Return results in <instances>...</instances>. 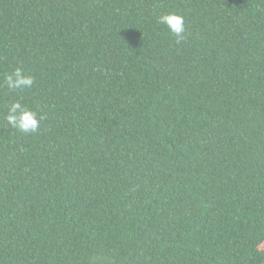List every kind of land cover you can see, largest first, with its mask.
Masks as SVG:
<instances>
[{
    "label": "trees",
    "instance_id": "16d2710c",
    "mask_svg": "<svg viewBox=\"0 0 264 264\" xmlns=\"http://www.w3.org/2000/svg\"><path fill=\"white\" fill-rule=\"evenodd\" d=\"M0 264H264V0H0Z\"/></svg>",
    "mask_w": 264,
    "mask_h": 264
},
{
    "label": "clouds",
    "instance_id": "9594fccd",
    "mask_svg": "<svg viewBox=\"0 0 264 264\" xmlns=\"http://www.w3.org/2000/svg\"><path fill=\"white\" fill-rule=\"evenodd\" d=\"M157 23L165 26L168 31L175 37L177 44L186 39V22L183 15L177 13H165L157 17ZM4 84L7 89L20 93L25 89H30L34 84V77L27 74L22 67H16L12 72L4 76ZM45 119L44 116H38L35 111L28 109L19 100H15L7 109L4 120L7 124L23 134L37 133L40 121Z\"/></svg>",
    "mask_w": 264,
    "mask_h": 264
}]
</instances>
